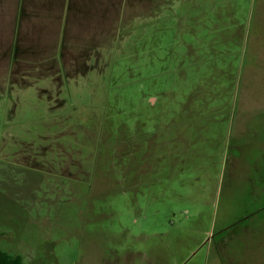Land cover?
Segmentation results:
<instances>
[{"label":"rangeland","instance_id":"1","mask_svg":"<svg viewBox=\"0 0 264 264\" xmlns=\"http://www.w3.org/2000/svg\"><path fill=\"white\" fill-rule=\"evenodd\" d=\"M0 248L264 264V0H0Z\"/></svg>","mask_w":264,"mask_h":264},{"label":"trees","instance_id":"2","mask_svg":"<svg viewBox=\"0 0 264 264\" xmlns=\"http://www.w3.org/2000/svg\"><path fill=\"white\" fill-rule=\"evenodd\" d=\"M0 264H23V258L20 255H12L0 248Z\"/></svg>","mask_w":264,"mask_h":264}]
</instances>
